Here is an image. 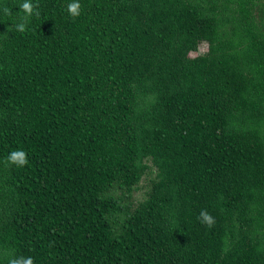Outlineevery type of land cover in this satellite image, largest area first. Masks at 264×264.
Segmentation results:
<instances>
[{"label":"trees","instance_id":"1","mask_svg":"<svg viewBox=\"0 0 264 264\" xmlns=\"http://www.w3.org/2000/svg\"><path fill=\"white\" fill-rule=\"evenodd\" d=\"M23 2L0 0V264H264V0H31L22 33Z\"/></svg>","mask_w":264,"mask_h":264},{"label":"clouds","instance_id":"2","mask_svg":"<svg viewBox=\"0 0 264 264\" xmlns=\"http://www.w3.org/2000/svg\"><path fill=\"white\" fill-rule=\"evenodd\" d=\"M39 5H33L31 0H24L22 4L19 5V9L25 14L21 17V22L15 25V28L19 32H24L26 30V23L29 17L33 14L39 15L38 9ZM80 7L78 0H73L72 3L68 4L67 11L70 16L78 17L80 15ZM4 13L10 15V9L4 8ZM6 165H16L18 167H23L27 165V153L23 150L12 151L5 161ZM200 223L205 225L207 228H212L215 225V218L206 210L202 209L198 217ZM8 264H34L32 257H15L8 260Z\"/></svg>","mask_w":264,"mask_h":264},{"label":"rangeland","instance_id":"3","mask_svg":"<svg viewBox=\"0 0 264 264\" xmlns=\"http://www.w3.org/2000/svg\"><path fill=\"white\" fill-rule=\"evenodd\" d=\"M208 50V45L207 43H201L199 46V49L197 52H192L190 54V56L195 57L197 55H202V54H206ZM149 181H150V176H146L145 178H143L142 182L139 185V190H137V192H135L134 196L136 199H142L145 194L146 191L148 190L149 187Z\"/></svg>","mask_w":264,"mask_h":264}]
</instances>
